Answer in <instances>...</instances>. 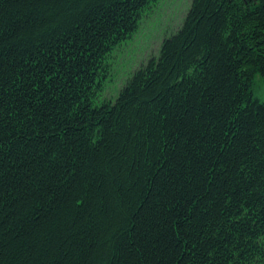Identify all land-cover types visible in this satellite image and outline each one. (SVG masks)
<instances>
[{
  "label": "trees",
  "instance_id": "trees-1",
  "mask_svg": "<svg viewBox=\"0 0 264 264\" xmlns=\"http://www.w3.org/2000/svg\"><path fill=\"white\" fill-rule=\"evenodd\" d=\"M158 1L0 0V264H264V0H191L105 95Z\"/></svg>",
  "mask_w": 264,
  "mask_h": 264
},
{
  "label": "rangeland",
  "instance_id": "rangeland-1",
  "mask_svg": "<svg viewBox=\"0 0 264 264\" xmlns=\"http://www.w3.org/2000/svg\"><path fill=\"white\" fill-rule=\"evenodd\" d=\"M190 1L159 0L153 5L137 30L112 53L110 73L103 86L105 95L110 92L108 95L114 97L125 78L152 52H157L162 39L180 25Z\"/></svg>",
  "mask_w": 264,
  "mask_h": 264
}]
</instances>
